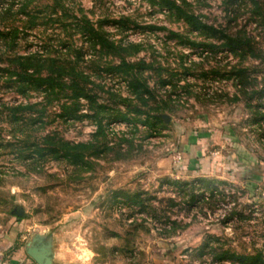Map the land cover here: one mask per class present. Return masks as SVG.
<instances>
[{
  "label": "rangeland",
  "instance_id": "374dc122",
  "mask_svg": "<svg viewBox=\"0 0 264 264\" xmlns=\"http://www.w3.org/2000/svg\"><path fill=\"white\" fill-rule=\"evenodd\" d=\"M173 1L195 20L160 0H0V264H264V0ZM18 56L93 103L69 116L62 86L19 92ZM46 135L92 146L53 157Z\"/></svg>",
  "mask_w": 264,
  "mask_h": 264
},
{
  "label": "trees",
  "instance_id": "16d2710c",
  "mask_svg": "<svg viewBox=\"0 0 264 264\" xmlns=\"http://www.w3.org/2000/svg\"><path fill=\"white\" fill-rule=\"evenodd\" d=\"M251 5L253 4L254 6H257V3H255L253 0H249ZM160 5H163L167 8V10L173 12L176 15H181V17L187 22L190 23L193 20H195V17L191 14H187L186 12H184L181 7L175 3V1L173 0H160L159 2ZM253 6V7H254ZM251 13L253 15H259L260 12H252ZM257 13V14H256ZM204 28H208L210 30L213 31V33H218L219 36L217 38H219L220 40L224 41L222 43V46L228 47L231 50H236V49H240L242 51H244V46L247 42L245 40L242 39V37L238 34H227V33H223V30H216L212 27H208L204 25ZM108 47H113L112 44H108L107 46L103 47V48H108ZM17 60L20 61V67L21 68V73H17V72H12L14 75L18 76V83H22L18 85V89L19 92H24V88H20V87H25L28 82H33L35 87H40L41 85H43V90L42 92H46V91H52V89L56 86H62V88H66V90L68 89L70 92L69 94H66L65 98L69 100V102H65L63 104H61V110L64 111L65 114L71 116L74 115V111H75V107L74 104L77 103V100L81 99H85L88 100L89 102H92L93 99L92 97L86 92L85 88L81 85H79V81L81 79L80 76H75V75H71L68 74V76L65 78L67 80H63V74H56L53 73L52 71H47L46 74L42 75L40 72H37V74L35 75V77H33L28 71H27V67L25 66V64L27 63H31L34 62V59L29 58L28 56H18ZM120 62L122 64H124L125 66H133V64H129L128 62H125L123 59H120ZM69 64V62H58L56 60H49L48 64L49 67H53L55 65H59L61 67H67ZM73 68V67H72ZM115 68H119V65L115 66ZM33 77V79H32ZM132 78V76H130ZM132 82H135V86L132 88V93L136 96H138L139 99H141L142 95H144L145 93L150 92L148 89V86L143 83H139L138 84V79L133 77L132 78ZM131 83V82H130ZM24 85V86H23ZM29 85V84H28ZM149 94V93H148ZM49 95L48 93H46L45 98L48 99ZM93 103V102H92ZM76 105V104H75ZM38 104L36 102L34 103H27V104H15V105H11L9 106L7 109H9L11 111V114L14 115V113L17 110H27V111H37ZM98 109L101 108V105L97 106ZM159 107H155L153 108V111L156 113H154V118L159 120V117L157 116V113L160 112ZM101 111H97V113H95L93 115V118L95 119V125H96V130L95 133L93 134V136H96L97 134H101L103 135V127H102V118L99 115ZM114 115L108 116L112 119H117L120 121H127V122H136V121H140L142 124H146V120H139L136 118H130L127 116L126 113L121 112L120 110L116 109L114 110ZM49 137L48 135L44 136L42 140H45L47 147V152L53 153L55 156L53 157H65V158H80L81 155L78 152H81L82 149H85L89 146H92V142L91 141H85V142H71L68 140H65L63 138H58V139H53V142L50 141L49 142ZM44 141V142H45ZM112 149V148H111ZM227 257H229L230 259L233 260H237V261H244V260H252L253 262H260V256L256 255V256H240L237 254H229L227 255ZM262 262V261H261Z\"/></svg>",
  "mask_w": 264,
  "mask_h": 264
},
{
  "label": "water",
  "instance_id": "95a60500",
  "mask_svg": "<svg viewBox=\"0 0 264 264\" xmlns=\"http://www.w3.org/2000/svg\"><path fill=\"white\" fill-rule=\"evenodd\" d=\"M30 256L38 263H42L45 259V255L42 249L38 250L36 248L29 250Z\"/></svg>",
  "mask_w": 264,
  "mask_h": 264
}]
</instances>
